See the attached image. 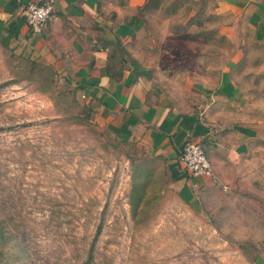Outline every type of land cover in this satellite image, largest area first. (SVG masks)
Instances as JSON below:
<instances>
[{
  "label": "rangeland",
  "instance_id": "obj_1",
  "mask_svg": "<svg viewBox=\"0 0 264 264\" xmlns=\"http://www.w3.org/2000/svg\"><path fill=\"white\" fill-rule=\"evenodd\" d=\"M220 1L152 0L134 58L171 87L216 71L230 52ZM19 48L0 36V264H263L264 205L247 218L184 202L142 136ZM246 55L264 125V45Z\"/></svg>",
  "mask_w": 264,
  "mask_h": 264
},
{
  "label": "crops",
  "instance_id": "obj_2",
  "mask_svg": "<svg viewBox=\"0 0 264 264\" xmlns=\"http://www.w3.org/2000/svg\"><path fill=\"white\" fill-rule=\"evenodd\" d=\"M46 1L0 0V36L72 79L114 129L142 136L148 152L168 169L181 200L214 216L244 206L247 218L252 211L260 217L262 107L257 99L250 102L243 66L251 45H264V0L220 1V32L230 52L216 60V71L181 87L157 79L134 58L133 41L152 0H52V18L34 35L23 10ZM256 56L254 62L264 64V55ZM190 143L203 148L216 180L191 177L183 169L180 153ZM260 260L264 264V249Z\"/></svg>",
  "mask_w": 264,
  "mask_h": 264
},
{
  "label": "built area",
  "instance_id": "obj_3",
  "mask_svg": "<svg viewBox=\"0 0 264 264\" xmlns=\"http://www.w3.org/2000/svg\"><path fill=\"white\" fill-rule=\"evenodd\" d=\"M23 16L29 30L34 35H41L53 16L52 0H48L42 4L30 3L23 10ZM180 163L183 169L191 176L207 175L214 180L215 174L203 148L198 144H186L181 150Z\"/></svg>",
  "mask_w": 264,
  "mask_h": 264
}]
</instances>
